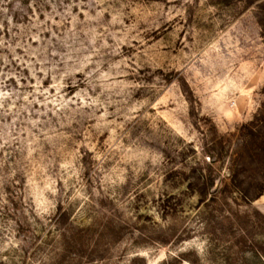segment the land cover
<instances>
[{"label":"rangeland","instance_id":"rangeland-1","mask_svg":"<svg viewBox=\"0 0 264 264\" xmlns=\"http://www.w3.org/2000/svg\"><path fill=\"white\" fill-rule=\"evenodd\" d=\"M0 264H264V0H0Z\"/></svg>","mask_w":264,"mask_h":264}]
</instances>
